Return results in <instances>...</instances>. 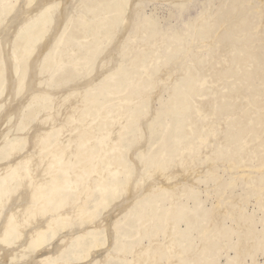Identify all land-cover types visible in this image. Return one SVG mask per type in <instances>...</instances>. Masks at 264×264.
<instances>
[{
  "label": "bare ground",
  "instance_id": "bare-ground-1",
  "mask_svg": "<svg viewBox=\"0 0 264 264\" xmlns=\"http://www.w3.org/2000/svg\"><path fill=\"white\" fill-rule=\"evenodd\" d=\"M107 1L0 0L1 262L80 264L115 204L93 264H264V0H206L182 30ZM9 119L25 136L4 149ZM223 160L254 167L247 184L205 182L228 198L219 213L199 185Z\"/></svg>",
  "mask_w": 264,
  "mask_h": 264
},
{
  "label": "rangeland",
  "instance_id": "rangeland-1",
  "mask_svg": "<svg viewBox=\"0 0 264 264\" xmlns=\"http://www.w3.org/2000/svg\"><path fill=\"white\" fill-rule=\"evenodd\" d=\"M9 1V0H8ZM106 1V0H105ZM110 1L109 2V6L107 5V8H106V12H108V16H112V15H118V12L117 10L116 11H113V9H115L116 6H118V4L121 3V0H108ZM107 1V2H108ZM119 1V2H118ZM136 2L138 1L139 2V5L142 6V11L144 14H147V15H154V16H157L160 18V21L162 20L161 23V27L162 28H165V29H169V30H173L175 28H178V29H184L185 26H184V22L187 21L189 18H193L194 16H197V14L201 11L202 9V6H203V2L206 1V0H191V1H186V4L184 7H178V6H174V5H171L169 4L167 1H159V0H156V1H151V0H135ZM112 4V5H111ZM117 4V5H116ZM114 5V6H113ZM171 5V6H170ZM111 6H113L112 8H110ZM109 7V8H108ZM108 10V11H107ZM175 16V17H174ZM174 17V18H173ZM164 21V22H163ZM188 54L189 52L187 51L186 53L182 54L180 56V58L178 59V61L176 60L172 65L170 64L169 66L165 67L164 69H162L160 71V73H162V76H165L167 73H169L172 69H174L175 67H171L173 65L176 66L177 63H181L182 61L188 59ZM171 67V68H170ZM74 88V87H73ZM71 87L69 88H66V89H63V88H60L59 90H54V92L56 94H58L59 92H67V91H70L71 89H73ZM80 88V87H79ZM77 88V89H79ZM66 90V91H65ZM53 91H51L52 93ZM49 93V92H48ZM57 101H60L61 103L62 102V99L61 98H57ZM5 105V104H4ZM4 105H2V108L4 107ZM1 108V109H2ZM67 110V109H66ZM55 110L52 111V113L54 112ZM3 112V110H2ZM48 113L50 114L51 112H49L48 110ZM60 116H57V118H59ZM11 119L8 120V125L6 127V124L5 123L2 128L4 129L5 127V132L6 134H4L5 136L2 138L1 142L4 147V149L7 147L10 146V144H19L21 146V144H23L24 142V136H25V129H22L20 128L19 126L17 127L16 125L17 122L14 124V123H11L10 122ZM60 122L57 121L55 125L59 124ZM14 124V125H13ZM13 125V126H12ZM12 126V127H11ZM9 127V128H8ZM11 127V128H10ZM17 127V128H16ZM13 128V129H12ZM15 128V129H14ZM7 129V130H6ZM11 129V130H10ZM28 129V128H26ZM8 130H10L9 132L10 133H7ZM18 130V131H16ZM19 130H21L22 132H20ZM13 134H12V133ZM18 132V133H17ZM21 134V135H20ZM7 135V136H6ZM23 137H20L22 136ZM66 136L69 135V132H66L65 133ZM11 136V137H9ZM14 136V137H13ZM15 137H17L15 139ZM9 139V140H8ZM21 139V141H20ZM23 139V140H22ZM11 140V141H10ZM20 142H19V141ZM4 141L7 142H10V143H4ZM15 141V142H13ZM6 145V147H5ZM52 145L54 146L55 145V142L52 143ZM2 148V147H1ZM3 151V150H2ZM0 151V152H2ZM24 152V151H23ZM0 155H2V153H0ZM3 157H4V154H3ZM9 161L5 158H2V156H0V172L2 171L1 168L6 166ZM224 163L221 164V167L217 170L216 174L213 173V178H211L210 180H204V182H202L199 186L201 187V189L205 190L206 191V195L211 198V204L213 205V207L215 209H217L216 211L217 212H223V210H226V205L223 204V200L226 199V201H228V198H226V195L222 196L221 198H218L216 197L214 191L212 189L210 190H207L205 186V182L208 183L209 181H213L215 178H217L218 180H223V179H228L230 181V184H234L233 186H239L238 183L240 182H243V183H249V181L251 180V177H252V170H248V167H251L252 165L249 164V163H230V162H227V160H223ZM234 162V161H232ZM6 163V164H5ZM29 163L31 164L32 163V160L29 161ZM133 163V162H132ZM134 167L135 164H133ZM255 165V164H254ZM254 167V166H252ZM255 170V173L256 175H263L264 174V170H257V167L254 168ZM178 174V173H177ZM1 175V174H0ZM263 176H259L258 178H261ZM175 179L177 178V176L174 177ZM209 178V177H208ZM186 177H184V180L181 179V177H178V180H174L177 184L180 183V184H188V182L185 180ZM213 179V180H212ZM1 180V179H0ZM173 181V180H172ZM172 181L169 180V182L167 181L166 184H171ZM173 181V182H174ZM218 182V181H217ZM148 184H154V185H162L161 181L160 180H155L153 178H149L146 182V185ZM0 185H1V182H0ZM262 189V192L264 193V185L261 187ZM213 191V192H212ZM258 195L253 197L249 202H247V205H246V208L247 210L248 209H251V207L255 204V201L256 199H258ZM133 199V197L129 198V202H131ZM125 204V203H124ZM120 208V205H112L111 207L107 208V209H104L102 211V208L99 210V220L96 222V224H92L90 225L89 229H93L96 227L97 225V229L95 228V231L94 233L97 235L95 236V238H97L98 242L101 240V245L99 247H94V242H93V239L91 237V235H86L85 237H83V241L82 243L76 248V252L79 254L80 252L78 251H82L80 254L81 256H78L76 255L74 258H83V257H86L84 260L85 261H82L80 262V264L84 263L85 264H93L95 261H98L100 260V252L103 251V250H107L109 248V241H110V231H109V226H110V217L114 215V213L116 214ZM102 213V214H101ZM65 218H69L68 215L65 216ZM84 230H81V229H76L74 230L73 232H67L66 230H59L58 232H56V237L55 238H50L49 240H46V244L44 245V249L41 248L40 252L44 251V250H48L49 248H51L52 244L55 243L56 241L58 242H63L64 240H66L68 237H77L78 233L82 232ZM76 232V233H75ZM100 232V233H99ZM72 233H74L72 235ZM62 236H61V235ZM64 234V235H63ZM71 234V235H70ZM58 236V237H57ZM74 237V238H75ZM57 238V239H56ZM68 238V239H69ZM72 238V239H74ZM90 238V239H89ZM71 239V240H72ZM52 240V241H51ZM55 240V241H54ZM90 240V241H89ZM92 240V242H91ZM85 241V242H84ZM88 241V244H86V242ZM91 242V243H89ZM50 245H49V244ZM15 244H11L10 247H14ZM46 246V247H45ZM82 246V247H81ZM85 246V247H84ZM84 247V248H83ZM89 247V248H88ZM88 249V251H86ZM89 249H91V253H89ZM63 250H65L62 255L65 254V256L67 254H69V252H67V248L65 247ZM67 250V251H66ZM86 251V252H84ZM66 252V253H65ZM1 254H2V251L0 250V258H1ZM233 254H230V256H232ZM78 256V257H77ZM37 256L35 255L34 257L32 258H36ZM32 258H27L25 259L24 261L22 262H18V263H14V262H11V259L8 258L6 259L4 262L0 260V264H23V263H27V264H35V263H31L33 262L34 259ZM31 260V261H30Z\"/></svg>",
  "mask_w": 264,
  "mask_h": 264
}]
</instances>
